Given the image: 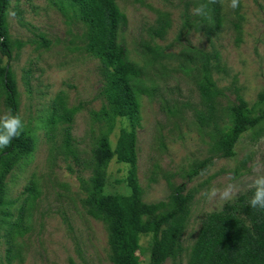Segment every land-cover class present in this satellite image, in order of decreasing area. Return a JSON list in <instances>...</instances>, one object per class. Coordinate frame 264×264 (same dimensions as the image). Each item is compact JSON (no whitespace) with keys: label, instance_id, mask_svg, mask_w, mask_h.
I'll return each mask as SVG.
<instances>
[{"label":"rangeland","instance_id":"1","mask_svg":"<svg viewBox=\"0 0 264 264\" xmlns=\"http://www.w3.org/2000/svg\"><path fill=\"white\" fill-rule=\"evenodd\" d=\"M190 1L193 4L186 9L187 15L188 0H117L126 16V27L118 40L125 45L128 59L143 69L142 92L137 97V123L131 126L128 119L119 117L108 134L113 150L120 129L134 132V164L112 157L104 169L102 190L107 195L130 194L126 178L133 169L144 203L167 201L172 187L181 183L192 191L181 255L175 262L168 259L163 264H186L204 215L221 210L251 188L256 176L264 175L262 119L240 135L233 157L214 158L203 173L186 181V173L210 155L214 138L226 130L234 107L243 102L252 117L264 108V0H240L236 9L229 7L230 0H217L221 24L213 32L193 11L202 3ZM7 11L8 36L21 42V47L13 46L11 59L0 51V64L13 72L19 116L23 127L32 128L36 140L27 160H21V166L12 167L4 177L7 191L0 204V220H17L31 179L39 191L30 217H24L27 230L17 236L10 264H113L104 224L90 217L81 204L85 197L81 179L89 175L83 165L90 160L103 127L93 115L106 103L101 95V64L76 50L81 27L69 24L50 0H10ZM157 11L167 13L171 20L162 39L152 33ZM41 38L48 46H41ZM146 46L162 56L153 58ZM186 53H217V58L204 74L200 62L188 61ZM24 71H29L26 78ZM204 76L218 95L211 120L200 125L195 111L201 109L198 87ZM59 94L68 108L78 109L69 124L70 152L62 145L67 123L59 124L53 132L39 124ZM7 111L1 97L0 116ZM229 183L239 188L232 199L206 195L210 189L222 190ZM3 234L0 230V264H8ZM148 247L149 237H142L140 264L149 261Z\"/></svg>","mask_w":264,"mask_h":264},{"label":"trees","instance_id":"2","mask_svg":"<svg viewBox=\"0 0 264 264\" xmlns=\"http://www.w3.org/2000/svg\"><path fill=\"white\" fill-rule=\"evenodd\" d=\"M10 0H0V51L11 59L13 46L21 47V42L13 41L8 36L6 17ZM207 5L206 15H198L210 25L212 32L221 24V8L218 1L198 0ZM62 11L67 22L81 27L76 50H82L87 55L97 59L101 64V74L104 82L101 95L106 100L98 112L93 113L94 120L100 122V137L96 140L90 154V160L83 167L89 170L86 179H81L85 197L81 200L86 213L105 226L109 257L113 264H140V240L149 237V261L147 264H163L166 260L175 262L181 255V238L185 229L189 207L193 193L181 183L172 187V193L167 201L147 204L142 202L141 188L131 169L126 182L131 189L128 195H107L103 192L105 179L104 169L108 161L115 157L117 161L134 164L135 137L133 131L120 129L115 148L112 150L108 134L114 128L117 118H126L131 126L139 118V103L137 97L141 94L139 87L143 73L142 67L127 57L125 45L118 40L119 32L126 27V16L117 4V0H50ZM193 1L185 3V14L189 15L188 6ZM157 25L152 33L159 39L165 37L171 27L167 13L157 11ZM188 25V24H187ZM41 46L48 42L41 38ZM153 58L162 56L151 47H145ZM188 61L199 63L204 74L211 67L217 53L185 54ZM29 71H24V78ZM27 82V81H26ZM201 109L195 111L197 121L205 125L211 120L214 112L215 99L218 95L213 83L204 76L198 87ZM4 98L5 106L14 115H19V99L12 70L8 65L0 64V98ZM48 116L42 118L39 124L53 132L59 124L67 123L63 135V149L70 152L69 124L76 107L68 108L61 94L57 95L50 105ZM243 102L232 109L226 130L214 138L210 155L197 162L187 173L186 181L190 182L203 173L214 158H230L234 156V147L241 134L256 126L264 119V108L252 117L245 109ZM34 132L23 127L21 134L13 138L10 145L0 149V204L6 194L4 177L12 168H19L21 160L26 161L35 147ZM76 161L77 156L74 155ZM255 189L249 188L237 196L233 202L226 203L219 211L206 213L194 243L188 254L186 264H264V210L251 208L249 200ZM25 197L18 208L16 221L0 220V230L7 238L6 261L14 257L17 247L16 238L27 229L24 227V217H30L31 209L39 191L37 182L31 179L25 187ZM4 217L9 213L2 212ZM2 228V229H1Z\"/></svg>","mask_w":264,"mask_h":264},{"label":"clouds","instance_id":"3","mask_svg":"<svg viewBox=\"0 0 264 264\" xmlns=\"http://www.w3.org/2000/svg\"><path fill=\"white\" fill-rule=\"evenodd\" d=\"M215 2V0H212ZM240 0H230L229 7L236 9L239 7ZM207 5H200L193 11L197 15H206ZM23 130V123L19 115H14L11 110L0 116V149L10 145L13 138L18 137ZM255 189L253 196L249 200L251 208L264 210V175H258L250 185ZM239 192V188L232 183L227 184L222 190L212 188L206 195L209 198L219 195L221 200H230Z\"/></svg>","mask_w":264,"mask_h":264}]
</instances>
